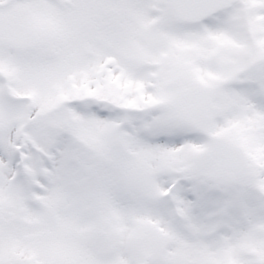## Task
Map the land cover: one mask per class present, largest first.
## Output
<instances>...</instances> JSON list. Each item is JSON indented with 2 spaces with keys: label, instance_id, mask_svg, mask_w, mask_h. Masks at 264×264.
<instances>
[{
  "label": "rangeland",
  "instance_id": "rangeland-1",
  "mask_svg": "<svg viewBox=\"0 0 264 264\" xmlns=\"http://www.w3.org/2000/svg\"><path fill=\"white\" fill-rule=\"evenodd\" d=\"M167 15L0 0V264H264L263 103L250 83L212 100L234 67L264 75L238 60L264 57V0L183 35ZM180 97L189 111L154 106ZM204 131L246 153L240 174L208 161Z\"/></svg>",
  "mask_w": 264,
  "mask_h": 264
},
{
  "label": "water",
  "instance_id": "water-1",
  "mask_svg": "<svg viewBox=\"0 0 264 264\" xmlns=\"http://www.w3.org/2000/svg\"><path fill=\"white\" fill-rule=\"evenodd\" d=\"M231 0H170L173 17L182 23L199 22L230 6ZM208 154L217 160L224 172L236 173L243 164L240 151L216 139H211Z\"/></svg>",
  "mask_w": 264,
  "mask_h": 264
},
{
  "label": "flooded vegetation",
  "instance_id": "flooded-vegetation-1",
  "mask_svg": "<svg viewBox=\"0 0 264 264\" xmlns=\"http://www.w3.org/2000/svg\"><path fill=\"white\" fill-rule=\"evenodd\" d=\"M240 58L242 59V61H247V59H248V54H245V55H242V56H240ZM254 62V61H253ZM239 75V73H237L235 76H234V78L235 77H237ZM228 84H231V81L229 82V83H227V85Z\"/></svg>",
  "mask_w": 264,
  "mask_h": 264
}]
</instances>
